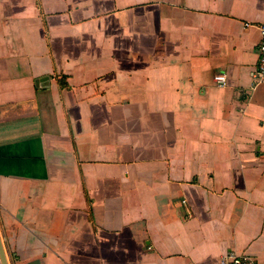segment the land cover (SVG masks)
<instances>
[{"label":"crops","instance_id":"1","mask_svg":"<svg viewBox=\"0 0 264 264\" xmlns=\"http://www.w3.org/2000/svg\"><path fill=\"white\" fill-rule=\"evenodd\" d=\"M261 24L264 0H0L9 264H264Z\"/></svg>","mask_w":264,"mask_h":264},{"label":"built area","instance_id":"2","mask_svg":"<svg viewBox=\"0 0 264 264\" xmlns=\"http://www.w3.org/2000/svg\"><path fill=\"white\" fill-rule=\"evenodd\" d=\"M261 40L259 43V63L254 73V79L257 83H264V24L260 25ZM218 84H226L227 77L223 73L215 75ZM0 264H2L0 260ZM218 264H256L254 259L246 253L230 252L223 256Z\"/></svg>","mask_w":264,"mask_h":264},{"label":"water","instance_id":"3","mask_svg":"<svg viewBox=\"0 0 264 264\" xmlns=\"http://www.w3.org/2000/svg\"><path fill=\"white\" fill-rule=\"evenodd\" d=\"M0 260L2 262V264H9L3 243H2V239L0 237Z\"/></svg>","mask_w":264,"mask_h":264}]
</instances>
